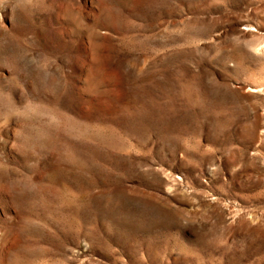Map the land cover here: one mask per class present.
Instances as JSON below:
<instances>
[{"label":"rangeland","instance_id":"374dc122","mask_svg":"<svg viewBox=\"0 0 264 264\" xmlns=\"http://www.w3.org/2000/svg\"><path fill=\"white\" fill-rule=\"evenodd\" d=\"M0 264H264V0H0Z\"/></svg>","mask_w":264,"mask_h":264}]
</instances>
